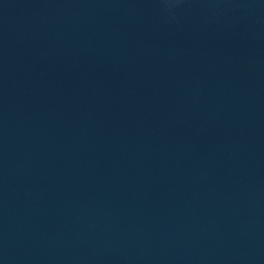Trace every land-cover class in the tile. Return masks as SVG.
Wrapping results in <instances>:
<instances>
[{
    "label": "water",
    "instance_id": "1",
    "mask_svg": "<svg viewBox=\"0 0 264 264\" xmlns=\"http://www.w3.org/2000/svg\"><path fill=\"white\" fill-rule=\"evenodd\" d=\"M0 264H264V0H0Z\"/></svg>",
    "mask_w": 264,
    "mask_h": 264
}]
</instances>
